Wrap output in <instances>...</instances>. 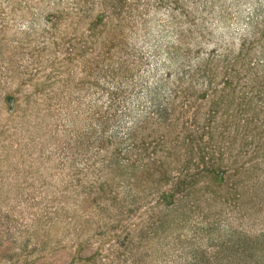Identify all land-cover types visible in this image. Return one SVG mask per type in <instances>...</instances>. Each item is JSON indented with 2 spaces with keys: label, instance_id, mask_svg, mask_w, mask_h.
Here are the masks:
<instances>
[{
  "label": "rangeland",
  "instance_id": "374dc122",
  "mask_svg": "<svg viewBox=\"0 0 264 264\" xmlns=\"http://www.w3.org/2000/svg\"><path fill=\"white\" fill-rule=\"evenodd\" d=\"M263 244L264 0H0V264Z\"/></svg>",
  "mask_w": 264,
  "mask_h": 264
},
{
  "label": "trees",
  "instance_id": "16d2710c",
  "mask_svg": "<svg viewBox=\"0 0 264 264\" xmlns=\"http://www.w3.org/2000/svg\"><path fill=\"white\" fill-rule=\"evenodd\" d=\"M261 250H263V252H264V244L261 246ZM255 256V255H254ZM257 257H259L258 255H256ZM260 257L261 258H264V253H263V255H260ZM253 258V257H252Z\"/></svg>",
  "mask_w": 264,
  "mask_h": 264
}]
</instances>
